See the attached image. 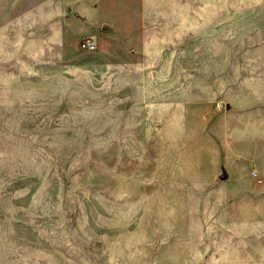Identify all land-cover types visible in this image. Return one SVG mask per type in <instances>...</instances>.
<instances>
[{
    "label": "rangeland",
    "instance_id": "1",
    "mask_svg": "<svg viewBox=\"0 0 264 264\" xmlns=\"http://www.w3.org/2000/svg\"><path fill=\"white\" fill-rule=\"evenodd\" d=\"M0 264H264V0H0Z\"/></svg>",
    "mask_w": 264,
    "mask_h": 264
},
{
    "label": "built area",
    "instance_id": "2",
    "mask_svg": "<svg viewBox=\"0 0 264 264\" xmlns=\"http://www.w3.org/2000/svg\"><path fill=\"white\" fill-rule=\"evenodd\" d=\"M81 46L83 49H90L92 48L91 43L88 40L82 41Z\"/></svg>",
    "mask_w": 264,
    "mask_h": 264
},
{
    "label": "water",
    "instance_id": "3",
    "mask_svg": "<svg viewBox=\"0 0 264 264\" xmlns=\"http://www.w3.org/2000/svg\"><path fill=\"white\" fill-rule=\"evenodd\" d=\"M228 108V107H227ZM225 180V177L222 178V181Z\"/></svg>",
    "mask_w": 264,
    "mask_h": 264
}]
</instances>
